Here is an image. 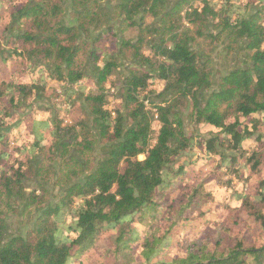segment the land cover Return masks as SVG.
<instances>
[{
	"label": "trees",
	"instance_id": "16d2710c",
	"mask_svg": "<svg viewBox=\"0 0 264 264\" xmlns=\"http://www.w3.org/2000/svg\"><path fill=\"white\" fill-rule=\"evenodd\" d=\"M66 1L0 0V32L11 31L0 53V205L38 199L26 192L32 160L61 143L59 124L46 123L44 135L34 126L20 131L34 118L25 106L46 81L61 83L68 100L83 98L100 162L67 185L54 206L41 207L24 238L4 239L0 211V264H264V0H222L218 11L209 0H117L112 16L99 0H70L77 20L70 26L62 22ZM207 16L218 20L220 33L208 30ZM115 19L138 32L134 40L120 38L115 51L134 66L126 77L104 48L117 37L108 26ZM222 37L229 50L242 42L250 65L221 77L201 107L214 71L194 48L197 40ZM34 61L42 64L35 71ZM113 76L120 77L122 107L112 113L103 91ZM157 81L169 94L159 102L150 97L158 90L149 89ZM186 102L198 127L190 137L177 112ZM12 142L17 151L8 149ZM187 150L199 157L177 162ZM213 169L237 179L226 196L238 219L196 247L195 239L227 213L205 207L224 196L202 181Z\"/></svg>",
	"mask_w": 264,
	"mask_h": 264
},
{
	"label": "rangeland",
	"instance_id": "374dc122",
	"mask_svg": "<svg viewBox=\"0 0 264 264\" xmlns=\"http://www.w3.org/2000/svg\"><path fill=\"white\" fill-rule=\"evenodd\" d=\"M176 0H171V2ZM245 1V0H243ZM117 0H99L100 5L109 12L110 16L114 15L116 9ZM212 5H215V11L220 9L222 0H209ZM64 15L62 22L67 25L77 24V20L73 18L74 9L71 6L70 0H67L64 4ZM186 10V8H185ZM184 16L183 13H181ZM211 16H207L208 30L216 35L219 29H216L218 20H211ZM122 19H115L108 23V26H115L117 37L113 38L112 44L105 43V49L111 50L113 57L118 58L115 52L118 48V41L120 38L125 40L136 39L138 32L136 29L122 28L120 22ZM148 24H152L153 27H160L158 21L151 18L146 19ZM106 28V27H104ZM103 28V29H104ZM11 31L0 32V53L6 51V42L10 36ZM98 31L91 28V35L95 37ZM197 46L194 48L202 57L203 61H208L214 71L213 81L209 90H204L200 94L201 107L205 104L206 99L216 90L218 80L228 74L231 70L236 68H246L250 65L246 54L244 52L243 43H238L234 50L230 49V42L225 37L221 38L220 42H211L210 39L197 40ZM145 49V54L150 55ZM4 54V53H3ZM118 64L122 72V76L126 77L128 72L134 68L133 64L123 58H118ZM42 64L34 61L32 62V69L35 71ZM44 82V81H43ZM44 91L37 94L32 100H30L25 106L24 114L34 115L32 120L23 122L20 126V131L25 134L33 130V126L38 133L44 135V129L46 125L52 126L60 125L62 129L60 134L61 143L52 147L46 148L38 152L37 156L32 160L34 169V177L26 182V192H33L38 198L37 200L30 197L25 201L16 199L15 201H3L0 205V211L3 213L4 220L6 222V234L4 239L9 240L12 237L20 236L25 237L26 233L34 228L35 220L39 216L41 207L50 205L54 206L59 198L62 196L65 187L74 182H82L84 178L89 174L87 169L91 171L96 168L101 158V144L99 140L95 139L98 135L94 132L92 127V117L84 102L83 98L79 96H72L71 99L65 97L63 93L61 83L56 81L44 82ZM159 82L152 84L150 90L156 91V94H152L151 100L159 102L163 99H167L169 94L162 95L160 88H158ZM82 85V83H81ZM104 94L106 96V102L108 103V110L121 109L122 101L120 95L122 94L120 83V77L113 76L110 78V82L105 85ZM77 88V87H75ZM155 89V90H154ZM92 91L90 85L87 86L85 93ZM70 104L73 107H70ZM149 109V105L145 104ZM179 116L181 118L185 134L195 136L198 133V127L194 123L191 115L189 103L186 102L185 108H178ZM24 116H20L22 119ZM47 123V124H46ZM80 123V125H79ZM96 141V142H95ZM25 146L27 142H23ZM19 143L12 142L9 144L8 149L10 151H17ZM263 155V153L261 154ZM199 155L193 150H187L183 152L177 162L184 160L192 161L198 158ZM139 160H143V157H138ZM264 160V158H263ZM204 184H209L216 190L221 191L224 196L219 197V202L214 204H206V208L217 207L219 209L225 208L227 213L226 217L222 219L220 216L216 218V223H213L206 231L195 239L196 247L202 246L209 240H216L220 229L226 225L238 219V211L230 210L227 208L230 199H227V188L235 189L238 187V181L231 172L212 170L208 174H205L202 179ZM213 201V202H215ZM39 202V204H37ZM218 202V203H217ZM200 204V202H199ZM202 205V204H200ZM199 205V206H200ZM197 206V203H196ZM199 208V207H198ZM195 209H197L195 207ZM198 210V209H197ZM200 215V214H198ZM201 216H203L201 214ZM230 227V224L228 226ZM99 246L105 250L109 248L107 242L100 241ZM192 249V247H191ZM125 264V262H122ZM137 264V263H135Z\"/></svg>",
	"mask_w": 264,
	"mask_h": 264
}]
</instances>
